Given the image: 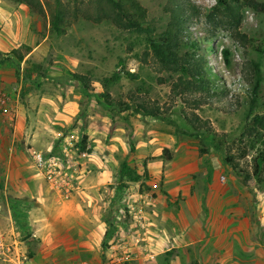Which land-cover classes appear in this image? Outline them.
<instances>
[{"label": "rangeland", "instance_id": "374dc122", "mask_svg": "<svg viewBox=\"0 0 264 264\" xmlns=\"http://www.w3.org/2000/svg\"><path fill=\"white\" fill-rule=\"evenodd\" d=\"M137 1L156 33L180 19L179 36L204 71V80L195 81L205 90L173 91L179 74L160 68L144 36L115 23L107 0H0L1 57L21 45L32 48L20 63H0V89L15 108L12 117L0 112V237L10 249L0 264H35L36 254L41 264H117L111 256L124 257L121 264H197L203 257L194 248L164 252L158 240V250L147 249L169 231L164 208L178 210L185 199L198 202L206 217L215 210L229 223L248 217L256 223L253 239L232 232L230 223L217 235L211 264L243 263L232 259L258 249L264 263V162L263 182L252 175L254 158L264 154V128L252 122L254 115L264 121V14L243 1L230 11H214L217 0ZM56 19L60 30L53 28ZM253 62L262 72L261 92L247 116ZM116 74L118 81L105 86ZM140 102L160 115L136 113ZM125 104L129 109L121 111ZM84 133L89 153L79 146ZM33 150L56 161L69 186L53 187L34 167ZM25 170L42 189L33 232L29 199L4 190ZM62 201L64 214L91 219L88 249L78 254L70 251Z\"/></svg>", "mask_w": 264, "mask_h": 264}, {"label": "trees", "instance_id": "16d2710c", "mask_svg": "<svg viewBox=\"0 0 264 264\" xmlns=\"http://www.w3.org/2000/svg\"><path fill=\"white\" fill-rule=\"evenodd\" d=\"M241 1L245 2L246 6L252 11L264 14V0H217L214 11H218L219 8L224 11H230L231 3L236 6ZM107 3L110 6L111 13L114 14V20L117 25L125 30H128L132 34L144 36L147 39L149 50L162 70L173 74H179L177 81L173 84V91H177L178 94L182 95L186 93L197 94V92L199 93L202 90H205L204 83L198 84L195 81L196 77L200 80H204V71L200 64H192L191 54L186 51L189 48L191 49V47H189L179 36L180 19L175 18V21L170 23L163 32L156 33V28L148 23L146 11L137 0H107ZM107 15L109 17L110 14ZM53 28L60 30L58 27V19L53 21ZM190 45L193 46V44ZM31 51L32 48L30 46L21 45L18 48H13L5 53V57H1L0 52V63L12 60L20 63L28 54H30ZM252 65L255 67V70L253 73L251 96L247 100L248 110L245 113L247 116L252 115L254 108L257 106V100H259L261 92L262 72L258 68L259 66L256 62H253ZM18 67L19 66H17V68ZM126 75L133 78L130 74ZM73 77L81 82V88L83 90L88 89L84 78L77 75ZM118 79L119 76L117 74L113 75L110 78L105 79L104 84L108 87L117 82ZM100 97L105 100L107 110L109 112L112 111L113 108L111 102L109 101V95L102 93ZM136 108V113H142L152 117H158L160 115L158 108H148L144 102L136 103ZM127 109H129V106L125 104V107L121 108V111H126ZM252 122L259 127L264 128V121L260 115H254L252 117ZM191 125L193 124L191 123ZM193 127H195V125ZM88 139V135L84 133L81 136L79 143L81 150L87 153L90 152V149H87ZM163 151L166 153L165 159L170 160L171 154L168 153V150L164 149ZM263 162L264 154L258 153L254 158L255 164L252 172L253 177L256 178L258 183L263 182ZM125 167L126 164H123L122 169ZM133 181L137 180L134 179ZM28 255L31 256L32 253L29 252Z\"/></svg>", "mask_w": 264, "mask_h": 264}, {"label": "crops", "instance_id": "0c3cea01", "mask_svg": "<svg viewBox=\"0 0 264 264\" xmlns=\"http://www.w3.org/2000/svg\"><path fill=\"white\" fill-rule=\"evenodd\" d=\"M22 126L23 115L20 113V115L18 114L15 121V131L17 132V135L19 137L22 133ZM17 158H19V156H13L10 158V161L12 160L13 163H16ZM8 172L10 174V171ZM18 177L19 176H13V179L10 180L9 183L7 180L4 190L6 189L7 195L13 198L29 199L26 201H28L29 205L32 206L29 213V222L30 227L31 223L34 227H31V231L33 232L36 228L34 219L36 218V215L41 208L40 202L42 201V189L39 188L37 178L31 170H25V172L20 173V177ZM66 204L67 203L62 201L60 202L58 208L59 212H61V214L63 215L61 216L62 219L66 220L65 222L68 224L66 231L70 233L68 238L72 240L70 251L73 250V253L78 254L88 249L86 248V246H84V240L85 236L89 237V232L93 229L92 225L89 224L91 219L85 214H64V206ZM164 213L167 219H169V231L164 237L155 238V242H149V244L147 245V249L155 251L158 250L160 247L156 245V241L158 240L162 242L164 246V252L176 250V252L181 254L183 251L186 252V250L194 248V250H196L195 254H200L203 257L202 259L197 258V264L212 263L211 260L213 256H215V250H213V248L217 247L218 245L217 235L220 238V234L228 230V226L230 223L232 232L246 234L249 239H253L254 237H256V223H254V221L249 217L242 220L232 219L229 223L228 220H225L226 218L223 215L224 212L222 213L215 210H212V213L209 215L210 217H206V210H202L198 202L192 199H185L178 210H168L167 208H164ZM33 236L36 237L34 233ZM253 243L255 244V241ZM90 252L91 251H89V253ZM256 252H258L257 254L260 257H262L261 250L258 249ZM256 252L246 254V257L242 259L237 254V258L232 259V261H243V263L235 262L236 264H264L263 262L257 260L258 258L256 257ZM204 256H207L209 259H205ZM39 259L40 254H36L34 258L31 259V261L35 264H41V261Z\"/></svg>", "mask_w": 264, "mask_h": 264}, {"label": "built area", "instance_id": "2783aa9c", "mask_svg": "<svg viewBox=\"0 0 264 264\" xmlns=\"http://www.w3.org/2000/svg\"><path fill=\"white\" fill-rule=\"evenodd\" d=\"M0 112L5 117H12L15 112V108L13 104H11V97L10 94L2 89H0ZM31 158L33 161V165L36 168V170L45 177L50 184L54 187H58L60 185L69 186V180L66 179L65 176L61 173V166L58 165V163L54 160H47L44 158L41 152L33 150L31 152ZM221 179H224V177H221ZM10 249L4 244L3 238L0 237V257L7 255ZM26 257H24L25 259ZM113 263L121 264V262L125 261L124 257H114L111 256ZM110 258V259H111ZM127 260V257H126ZM80 264H86V263H80Z\"/></svg>", "mask_w": 264, "mask_h": 264}]
</instances>
